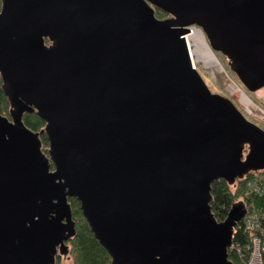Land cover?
I'll return each instance as SVG.
<instances>
[{
    "label": "water",
    "instance_id": "1",
    "mask_svg": "<svg viewBox=\"0 0 264 264\" xmlns=\"http://www.w3.org/2000/svg\"><path fill=\"white\" fill-rule=\"evenodd\" d=\"M192 27L249 92L264 89V0H2L15 111L0 114V264L65 254L72 198L113 264H233L246 208L217 222L210 184L264 169V129L209 90ZM30 108L48 154L23 124Z\"/></svg>",
    "mask_w": 264,
    "mask_h": 264
},
{
    "label": "trees",
    "instance_id": "2",
    "mask_svg": "<svg viewBox=\"0 0 264 264\" xmlns=\"http://www.w3.org/2000/svg\"><path fill=\"white\" fill-rule=\"evenodd\" d=\"M2 9V0H0V11ZM157 18L166 16L163 12L156 11ZM52 42L46 39V45L51 46ZM213 50V49H212ZM214 51V50H213ZM229 58L228 56H226ZM263 106V105H262ZM15 106L12 101L11 91L6 87L0 77V114L10 121L13 120ZM25 127L38 134L39 140L42 143V151L47 153L49 141L46 134L42 131L46 127V123L38 116L34 108H30L22 118ZM260 126V125H259ZM264 129V126H260ZM241 148H237L240 153ZM236 154V160L239 161ZM53 168V166H52ZM264 174V169L254 171L249 167H245L244 175L241 179H232L229 177L218 178L210 184V199L209 206L213 217L217 222H224L231 209L238 204L245 205L243 199L247 182L250 180H260ZM74 220L76 223V233L69 237L67 241V252L65 254L57 253L52 261V264H113V260L108 252L100 245L99 241L94 236L87 220L83 216L80 203L72 198L69 200ZM235 241L241 243L246 242V237L242 232H238ZM229 259L233 264H238L235 257L230 253Z\"/></svg>",
    "mask_w": 264,
    "mask_h": 264
},
{
    "label": "built area",
    "instance_id": "3",
    "mask_svg": "<svg viewBox=\"0 0 264 264\" xmlns=\"http://www.w3.org/2000/svg\"><path fill=\"white\" fill-rule=\"evenodd\" d=\"M245 115L255 124L264 126V107L252 104L246 107ZM242 200H245L246 215L234 229L229 254L238 264H264V174L260 180L247 182ZM238 232L245 235V243L235 241Z\"/></svg>",
    "mask_w": 264,
    "mask_h": 264
},
{
    "label": "rangeland",
    "instance_id": "4",
    "mask_svg": "<svg viewBox=\"0 0 264 264\" xmlns=\"http://www.w3.org/2000/svg\"><path fill=\"white\" fill-rule=\"evenodd\" d=\"M166 16H162L159 19H166ZM196 29L200 30L198 27ZM202 31V30H201ZM203 32V31H202ZM206 41L208 39L203 32ZM209 44V42H208ZM210 46V44H209ZM211 48V46H210ZM212 50V48H211ZM216 57L220 60L222 69L216 68L214 70L204 69L202 66L203 73L207 75L209 79V90L215 88V90L222 96L233 100L246 114V107L242 104L243 99L238 97V92L241 90L253 104L264 107V89L258 93H251L247 88L231 73V67L229 66L228 58L218 52L212 50ZM249 118V117H248ZM250 119V118H249ZM251 120V119H250ZM48 149V148H47Z\"/></svg>",
    "mask_w": 264,
    "mask_h": 264
},
{
    "label": "bare ground",
    "instance_id": "5",
    "mask_svg": "<svg viewBox=\"0 0 264 264\" xmlns=\"http://www.w3.org/2000/svg\"><path fill=\"white\" fill-rule=\"evenodd\" d=\"M190 31H193V33H190L187 36L188 38H192V40L195 41L197 45L199 46L201 54H202V59H203L201 61L203 68L207 70H214L216 68L222 69L220 60L212 52L201 29L198 30L196 29V27H192L190 28ZM238 93H239L238 97L241 96V98H245L243 99L242 104L245 107H251L253 103L248 100L247 96L241 90Z\"/></svg>",
    "mask_w": 264,
    "mask_h": 264
},
{
    "label": "flooded vegetation",
    "instance_id": "6",
    "mask_svg": "<svg viewBox=\"0 0 264 264\" xmlns=\"http://www.w3.org/2000/svg\"><path fill=\"white\" fill-rule=\"evenodd\" d=\"M208 42L210 43L209 39H208ZM210 45H211V43H210ZM240 147H242V149H240V153H238L239 150H237V149L235 150V158H236V154L238 153L239 154L238 158H237L239 160L238 162L242 163V164H246V160L250 155L249 147H248V145H241ZM46 154H48V149H47ZM245 167H246V165H245ZM52 170H55L54 166H53Z\"/></svg>",
    "mask_w": 264,
    "mask_h": 264
}]
</instances>
